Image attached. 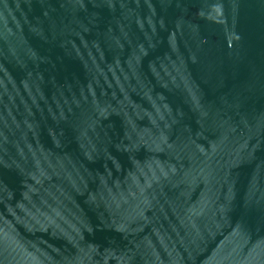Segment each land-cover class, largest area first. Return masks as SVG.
I'll use <instances>...</instances> for the list:
<instances>
[{"label":"water","instance_id":"obj_1","mask_svg":"<svg viewBox=\"0 0 264 264\" xmlns=\"http://www.w3.org/2000/svg\"><path fill=\"white\" fill-rule=\"evenodd\" d=\"M0 264H264V0H0Z\"/></svg>","mask_w":264,"mask_h":264}]
</instances>
